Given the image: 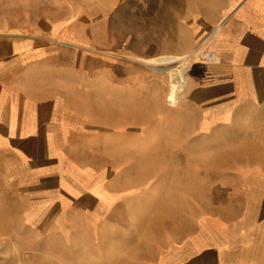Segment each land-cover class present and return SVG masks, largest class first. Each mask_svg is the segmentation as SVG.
I'll return each mask as SVG.
<instances>
[{"label": "crops", "instance_id": "obj_1", "mask_svg": "<svg viewBox=\"0 0 264 264\" xmlns=\"http://www.w3.org/2000/svg\"><path fill=\"white\" fill-rule=\"evenodd\" d=\"M205 37L210 60L191 64L181 110L166 89L144 95L151 82L128 79L113 59L124 48L183 56ZM141 104L152 108L149 129L164 120L169 143L159 169L140 171L152 138L126 130L125 112ZM206 144L228 147L204 158ZM189 160L211 161V179L204 185L198 176L194 190ZM160 177L163 184H145ZM174 177L187 199L180 207L197 210L180 264H264V0H64L62 8L52 0L0 9V241L14 239V225L25 233L45 218L82 223L106 209L149 225L150 210L177 202ZM117 239L118 250L138 248L132 235Z\"/></svg>", "mask_w": 264, "mask_h": 264}, {"label": "rangeland", "instance_id": "obj_2", "mask_svg": "<svg viewBox=\"0 0 264 264\" xmlns=\"http://www.w3.org/2000/svg\"><path fill=\"white\" fill-rule=\"evenodd\" d=\"M62 1L64 0H53V3L56 2L57 8H62ZM50 2L52 0H0V9L40 8ZM209 34L206 35L209 36ZM210 40L211 38L207 40V37H205V41L198 39L194 48L183 56L180 54L167 55L177 60L171 66L160 68L162 69H159L160 71H155L154 67L156 66H153L151 62L152 56L131 55L125 48L123 55L119 54L113 59L120 62V67L123 68L128 79L130 76L137 74L140 76L142 84L146 85L151 82V85L145 87L147 89L144 90V95L156 87H161V82L159 81L162 79H165V87L169 88L168 79H170L172 73L169 69L173 73L179 74L180 77L183 72L185 75L182 84L184 90L178 92L176 99L170 101L174 111L181 110L182 104L185 102V105L189 101L187 89L188 72L191 64L210 60ZM203 41L204 44L197 52V47ZM94 55L102 56L100 54ZM155 82H158L159 85L155 84ZM129 85L130 82L126 83L125 87ZM179 97L180 99L183 98L182 102H179ZM149 103L146 102L145 104L148 105ZM145 104H141L142 106L140 105L139 108L147 107ZM150 107L149 105L148 114L144 118L140 117L138 110H134L132 113L130 111L125 112V124L128 132H135L136 136L143 139L146 131H153L154 134H157L164 130V120L161 125L149 129L148 125L152 120V108ZM154 115L157 120L164 119V114L161 115V113L157 112ZM172 119L176 121V119ZM115 123L116 119L110 118L109 125L112 126ZM173 124L176 127L179 125L174 122ZM173 130L175 131L176 128ZM177 131L179 132L180 129L177 128ZM209 131L211 130L199 132L201 136L198 138L203 139L205 137L203 134L205 135ZM196 135L198 133L196 134L195 132ZM152 147L158 148L157 145ZM175 147L179 150L177 151L179 153L180 146L177 145ZM227 147V144L216 145V147H213L212 144H206L200 148L199 152L202 153L204 158H209L215 151H226ZM173 152H175V149ZM173 163L177 164L181 163V161H173ZM189 163L195 164L189 166L188 172L187 170L185 171L186 176L188 175L190 189H195V181L198 176L206 177L204 184L206 185L207 180L211 179L213 175L212 172L205 169L207 163H211V161L194 162L189 160ZM198 163L200 166L197 165ZM164 179V177L150 178L145 184H163ZM181 179V177L173 178L172 186L177 202H174L171 208L172 211L164 208L150 210L149 218H153L151 224H142L140 228L138 225L133 226L127 219L124 221L122 218L117 217L116 209L102 210L86 217L87 219L82 223H75V219H71L57 225L48 223L47 220L50 219L45 218L44 224H29L25 226L24 232L27 234L20 233V228L14 225V235H12L14 239L0 241V264H180L182 261L181 238L186 231V225L191 221V217H196L197 215V210H188L180 207L182 202H187L186 198H184V201L181 200L182 194L179 192L182 186ZM83 218L85 217H79V219ZM119 232L124 238L129 235L134 236L138 248L131 249L128 252L118 250L119 241L117 240V235ZM36 235L39 237L38 241L29 239V237H36ZM186 235L187 232L184 236ZM37 249L42 251H38L39 253L37 254ZM128 253L130 257H127ZM168 255H171V259Z\"/></svg>", "mask_w": 264, "mask_h": 264}, {"label": "bare ground", "instance_id": "obj_3", "mask_svg": "<svg viewBox=\"0 0 264 264\" xmlns=\"http://www.w3.org/2000/svg\"><path fill=\"white\" fill-rule=\"evenodd\" d=\"M125 32H130V31H125ZM207 40H208V38H207ZM204 41L201 42V44L197 47V49H196L197 52L200 50V48L204 44ZM176 60H177L176 58L166 56V57L152 58L151 62H152L153 66L157 67V68L154 67L155 71H160V70H162L160 68L171 66L172 64H174L176 62ZM169 71L172 72L170 75V79H168L169 84H170L169 88L165 87V81H164L165 79H162L161 81H159V82H161V87L156 88V89H158V90L162 89L163 93H164V89H166L168 92L167 94H169V96L166 95L168 98V101H171L172 99H176L175 97H176L177 93L183 90L182 84H183V78L185 79V75L182 72V76L180 77V75L177 74L176 72L173 73V71L171 69H169ZM156 83L159 84L158 82H156ZM164 98L166 99V97H164ZM178 100H180V97L178 98ZM159 103L160 102H157L155 105H157ZM156 108H158V107H156ZM148 111H149L148 107L141 109L139 111L140 117H142V118L146 117V115L148 114ZM142 113H143V115H141ZM146 135H147L146 137L150 136V138H152L150 143H149V147H151L152 151L150 153H148V157L150 155V157H149L150 159H147V160L141 162V164H140L141 170L140 171H146L148 169H159V168L163 167L164 165H166L165 151H166V148L168 146L167 143H169L168 139L166 138V130L164 129L162 132L157 133V134H154L153 131H147ZM154 145H157L158 148H153L152 146H154Z\"/></svg>", "mask_w": 264, "mask_h": 264}]
</instances>
